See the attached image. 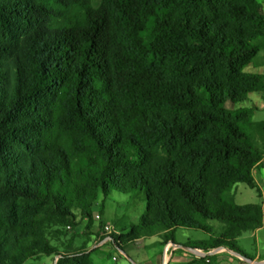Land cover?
Instances as JSON below:
<instances>
[{
	"label": "trees",
	"instance_id": "1",
	"mask_svg": "<svg viewBox=\"0 0 264 264\" xmlns=\"http://www.w3.org/2000/svg\"><path fill=\"white\" fill-rule=\"evenodd\" d=\"M261 53L259 0H0V264H94L73 231L112 191L146 202L122 251L185 227L209 237L184 246L254 260L238 238L264 207L232 189L261 196L264 120L240 105L264 92ZM190 256L168 264L219 262Z\"/></svg>",
	"mask_w": 264,
	"mask_h": 264
},
{
	"label": "rangeland",
	"instance_id": "2",
	"mask_svg": "<svg viewBox=\"0 0 264 264\" xmlns=\"http://www.w3.org/2000/svg\"><path fill=\"white\" fill-rule=\"evenodd\" d=\"M263 5L264 11V0H259ZM250 71L263 73L264 74V53H261L260 56L255 60V62L247 68ZM242 106H256L258 110L255 114V120H264V92L257 93L254 92L250 94V98L248 101L241 103ZM262 167V168H261ZM256 179L262 191L264 192V167L260 166V169L256 170ZM232 193L234 194V200L240 204H249V203H262L263 197L260 196L259 191L255 188H251L246 183H238L232 189ZM104 207L101 208L99 204H96L95 211H99L104 216V222H108L116 227V232L114 234L119 235L120 232H126L131 228L133 223H137L140 215L146 209V202L144 195L138 198H131L130 194L122 193L119 191H112L110 195L104 198ZM80 225L75 228L73 233L77 234V238L75 241V245L77 247L81 246L83 243L88 242L89 248H94L92 243L97 240L100 241L99 237L102 230V223L94 222L89 231H87V220H80ZM215 224L219 229L221 225L218 222H211ZM119 230V231H118ZM88 232V233H87ZM92 233V235H91ZM254 232H248L238 238V243L244 249V251L255 258V256L260 253L262 259L256 260L257 262H264V227L257 232V236L253 234ZM94 234L96 236H94ZM125 234V233H124ZM175 240L179 244H186L189 241L201 240L208 238V234L199 229L194 228H185L180 227L175 231ZM112 237V235H110ZM113 238V237H112ZM164 240L163 234L155 235L150 237L139 238L133 243L129 245H125V250L129 253L131 249H134L135 252H132V256L140 254V252H144V255L153 254L157 249V244H152L156 241ZM114 240V239H113ZM110 241V243H106L101 247H98L93 252V259L97 261L99 259H103L107 264H124L129 261L128 256L125 255L124 252L118 248L115 241ZM170 242V241H169ZM173 243V242H170ZM150 245L147 249H145V245ZM174 245V243H173ZM177 245V244H176ZM137 249H141L138 251ZM219 256L232 255L228 251H221L216 253ZM166 262H169L170 259L172 262L177 261H186L191 259L192 252L186 251L184 248H179L178 245L176 248L169 247L165 251ZM116 256L118 259L114 260L113 257ZM226 257V256H225ZM56 256H43L41 260H29L26 264H55ZM233 264H238L237 261L233 262Z\"/></svg>",
	"mask_w": 264,
	"mask_h": 264
},
{
	"label": "crops",
	"instance_id": "3",
	"mask_svg": "<svg viewBox=\"0 0 264 264\" xmlns=\"http://www.w3.org/2000/svg\"><path fill=\"white\" fill-rule=\"evenodd\" d=\"M255 175H256V171H255ZM261 197H263V199H264V192L263 191L261 193ZM261 204L264 207V200ZM101 216H102V218H104V216L102 214H101ZM105 223L107 224L108 222L105 221ZM108 224H110V223H108ZM263 227L254 231L253 234H255L257 236V232H259ZM101 235H103V234L101 233ZM99 239H100V237H99ZM170 242H172V241H170ZM170 242H168V243H170ZM96 243H97V240H95L92 243V245H94V248L97 245ZM131 243H133V242H131ZM131 243H129V245ZM152 244H155V245L157 244V249L153 254L151 253L150 255H144V252H140V254L135 255V257H134V256H132V254H130L132 252H135L134 249H131L130 253L126 250H124V251L121 250L122 252H124L125 255H129L128 256L129 261L124 263V264H168L169 262H166V260H165V258H166L165 251L167 250V244H162V239H161V241L158 240ZM152 244H150V245L146 244L145 249L150 247ZM177 245H182V244L177 243ZM91 249H93V248H91ZM137 250L140 251L141 249H137ZM225 256H219L218 264H233V262H236V260L233 257H231L230 255H225ZM259 259L263 260L262 256L258 252V254L255 256L254 260H259ZM170 260H174V259H170ZM94 264H107V263L103 259H99L98 261L96 259H94Z\"/></svg>",
	"mask_w": 264,
	"mask_h": 264
},
{
	"label": "built area",
	"instance_id": "4",
	"mask_svg": "<svg viewBox=\"0 0 264 264\" xmlns=\"http://www.w3.org/2000/svg\"><path fill=\"white\" fill-rule=\"evenodd\" d=\"M94 218H95V220H97V221H100L101 220V218H102V216H101V214H100V212H96L95 214H94ZM70 228V227H69ZM116 227L114 226V225H112V224H105L104 225V229H103V232H102V234L103 235H105V238L104 239H100V241L98 242L97 241V245H96V247L95 248H98V247H101V246H103L104 244H106V243H110V235H112V234H114L115 232H116ZM168 246L169 247H174V248H176L177 247V245L176 244H174L173 245V243H168L167 244V249H168ZM179 247V246H178ZM180 248V247H179ZM186 250V249H185ZM186 251H188V250H186ZM203 251V250H202ZM222 251H225V250H222ZM190 252V251H189ZM221 252V251H220ZM219 253V252H218ZM232 254V253H231ZM198 255V254H197ZM232 256H234V257H236V258H238L239 260L237 261V263L238 264H264V262H257L256 260H252V259H249V258H247V257H245V256H243L242 254H240V253H235V254H232ZM113 259L114 260H117L118 258L116 257V256H114L113 257Z\"/></svg>",
	"mask_w": 264,
	"mask_h": 264
},
{
	"label": "water",
	"instance_id": "5",
	"mask_svg": "<svg viewBox=\"0 0 264 264\" xmlns=\"http://www.w3.org/2000/svg\"><path fill=\"white\" fill-rule=\"evenodd\" d=\"M180 248H184L192 253H196L198 255H202V256H207V255H213V254H216L222 250H225V251H228L229 253H232V254H235L236 252L233 251V250H230L229 248H226V247H219V248H215L209 252H204L200 249H195V248H191V247H187V246H184V245H178ZM60 256H57L56 258V261L57 259L59 258ZM56 261H55V264H56Z\"/></svg>",
	"mask_w": 264,
	"mask_h": 264
},
{
	"label": "bare ground",
	"instance_id": "6",
	"mask_svg": "<svg viewBox=\"0 0 264 264\" xmlns=\"http://www.w3.org/2000/svg\"><path fill=\"white\" fill-rule=\"evenodd\" d=\"M110 239H113V238L110 237Z\"/></svg>",
	"mask_w": 264,
	"mask_h": 264
}]
</instances>
